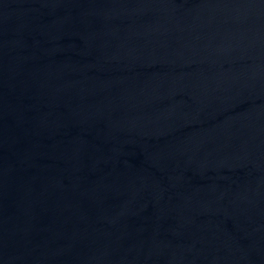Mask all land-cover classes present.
Segmentation results:
<instances>
[{"label":"water","instance_id":"1","mask_svg":"<svg viewBox=\"0 0 264 264\" xmlns=\"http://www.w3.org/2000/svg\"><path fill=\"white\" fill-rule=\"evenodd\" d=\"M0 264H264V0H0Z\"/></svg>","mask_w":264,"mask_h":264}]
</instances>
